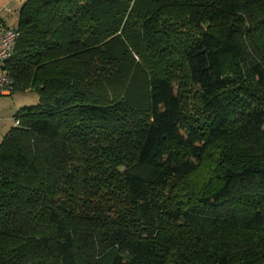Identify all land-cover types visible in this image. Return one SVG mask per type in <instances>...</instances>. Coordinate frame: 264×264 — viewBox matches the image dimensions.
I'll list each match as a JSON object with an SVG mask.
<instances>
[{"label":"trees","instance_id":"1","mask_svg":"<svg viewBox=\"0 0 264 264\" xmlns=\"http://www.w3.org/2000/svg\"><path fill=\"white\" fill-rule=\"evenodd\" d=\"M12 27L8 95L39 101L0 140V264H264V0H25Z\"/></svg>","mask_w":264,"mask_h":264},{"label":"rangeland","instance_id":"2","mask_svg":"<svg viewBox=\"0 0 264 264\" xmlns=\"http://www.w3.org/2000/svg\"><path fill=\"white\" fill-rule=\"evenodd\" d=\"M24 1L25 0H0V18L7 26L16 25L17 12ZM175 72L177 75L174 79L179 85L186 103L190 104L192 107H196L197 101H195L193 94L194 89H191L183 73H180L179 70H175ZM239 72L240 74L242 72V77L237 75ZM239 72L233 76L235 80L241 78L242 84H240L239 87H243V91L247 93L260 95L261 92H258V87L255 84H252L248 75L243 72V68H240ZM235 94L237 95L238 93L236 92ZM38 101L39 95L34 91H16L11 95L0 96V140L2 134H5L8 129L14 126L13 116L16 112L23 107L36 105ZM200 174L201 173L189 177L186 180L187 183H197L200 180Z\"/></svg>","mask_w":264,"mask_h":264},{"label":"built area","instance_id":"3","mask_svg":"<svg viewBox=\"0 0 264 264\" xmlns=\"http://www.w3.org/2000/svg\"><path fill=\"white\" fill-rule=\"evenodd\" d=\"M18 38V32L12 26H6L0 20V94L8 95L11 90V80L4 71L6 61L13 55Z\"/></svg>","mask_w":264,"mask_h":264},{"label":"crops","instance_id":"4","mask_svg":"<svg viewBox=\"0 0 264 264\" xmlns=\"http://www.w3.org/2000/svg\"><path fill=\"white\" fill-rule=\"evenodd\" d=\"M4 134H2V136H3ZM2 136H1V138H2Z\"/></svg>","mask_w":264,"mask_h":264}]
</instances>
